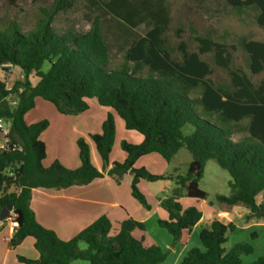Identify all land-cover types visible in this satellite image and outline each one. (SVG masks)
Here are the masks:
<instances>
[{
  "label": "trees",
  "instance_id": "obj_1",
  "mask_svg": "<svg viewBox=\"0 0 264 264\" xmlns=\"http://www.w3.org/2000/svg\"><path fill=\"white\" fill-rule=\"evenodd\" d=\"M79 1L103 12L94 16L85 32L55 30V17ZM224 1L237 10H258L256 21L264 28V0ZM105 14L131 29L143 24L150 28L132 41L116 68L111 66V48L103 31ZM168 25L164 0H54L31 30L23 31L17 22L0 28V66L11 63L18 73L11 89L0 78V118L12 122L10 140L23 149H0V214L10 205L18 223L9 246L15 248L32 237L39 254L37 259L19 255L17 264H73L78 260L90 264H161L167 259L160 246H147L144 238L133 236L135 230H146L143 222L133 218L126 219L115 235H111V221L103 216L73 239H60L39 224L31 208L33 190L40 188L63 190L106 176L120 184L130 174L132 196L149 210L138 189L139 182L175 181L172 196L160 201L168 218L158 224L176 244L203 218L200 208L183 209L180 200L207 199L200 181L206 163L215 160L231 176V195H219L218 201L243 205L250 209L251 217L264 219V201H258L264 193V79L255 85L246 73L232 69L230 47L209 37L196 38L198 52L182 46L181 59H174L163 39ZM240 47L248 55L251 73H263L264 42L243 38ZM209 53L214 55L216 66L227 71L230 86L213 82V70L201 58ZM45 63L50 65L46 72L42 70ZM32 75L39 79L36 84L30 79ZM37 98L51 103L64 116L80 115L89 110L88 100H96L112 109L127 130L139 132L144 140L141 144L123 142L126 160L110 165L116 128L113 116L108 114L101 134L91 135L103 162L102 171L93 165L90 146L83 138L77 142L79 168L70 170L59 161L46 168L43 161L47 148L40 137L49 122L28 125L25 121ZM244 120H248L244 128L247 135L234 141L232 137ZM182 148L192 155L185 174L160 176L135 167L141 157L152 153L171 162ZM236 229L232 222L215 219L200 233L205 251L191 249L181 264H244L242 257L252 253L251 245L236 244L229 250L224 247L228 233ZM81 243L86 244L85 249L80 248ZM251 264H264V256Z\"/></svg>",
  "mask_w": 264,
  "mask_h": 264
},
{
  "label": "rangeland",
  "instance_id": "obj_2",
  "mask_svg": "<svg viewBox=\"0 0 264 264\" xmlns=\"http://www.w3.org/2000/svg\"><path fill=\"white\" fill-rule=\"evenodd\" d=\"M53 4L54 0H15L14 4H11L9 0H0V28L5 27L9 23L17 22L23 31H29L43 17V10L49 9ZM164 5L167 9L169 25L163 35V39L174 59H181L182 46L186 47L189 52H198L199 43L196 38L209 37L230 47L233 55L232 69L246 73L255 85H258L264 79V72L257 75L251 73L248 55L240 47V41L243 38L264 42V28L260 27L256 21L258 10L252 8L237 10L228 6L224 0H204L201 2L196 0H164ZM101 12H103L101 9L90 6L88 2L79 1L71 10L58 14L55 17L53 26L58 32L67 30L85 32L90 29L94 16ZM149 29L144 24L131 29L121 20L111 15H104L103 31L111 48V66L113 68L118 67L123 62L125 50L132 41L144 36ZM231 47H236V49L232 50ZM201 58L210 64L213 70L211 78L216 85H231V78L227 71L216 66L212 53L202 55ZM49 68V63H45L42 70L46 72ZM17 77L18 73L13 72L6 79L5 84L10 87L13 86ZM30 79L33 84L39 81L34 75ZM198 94L196 93L195 95L197 96ZM95 101L88 100V104L96 103ZM99 107L105 113L111 114L115 121L116 136L110 155V165L123 163L126 159V154L122 149V143L136 144L134 142L137 138L140 137L143 140V136L137 131L127 130L123 120L112 109L103 106ZM95 114V108L91 109L85 118L84 127L81 126L82 124L77 126L84 134H86V124L89 126L92 121L90 115L95 116ZM59 119H64L67 122H60ZM68 119L71 118L60 115L51 103L41 98L36 100L35 107L25 116V121L29 125L44 120L49 122L50 128L40 137L41 140L45 139L48 143L47 157L43 161V166L46 168L55 161H59L66 168L74 170L72 167L69 168L68 164H70L71 159L78 158V140L83 138L88 144L93 145L90 136L88 138L85 137L86 135L74 133L73 125L68 122L71 120ZM247 123L248 120H244L240 124L241 129L232 137L234 141H240L247 135L246 130H244ZM93 149L94 154L91 155L92 163L102 171L104 166L94 145ZM191 161V153L186 148H182L171 162L165 161L158 154H150L141 158L135 167L147 168L154 175L167 176L185 174ZM230 180V174L221 168L217 161H208L200 181V188L206 192L207 199L198 201L184 197L180 201L182 208L187 209L191 206H196L205 215L209 216L216 209L223 211L230 207L217 199L219 195H231ZM131 184L132 177L130 174L124 176L119 184L122 187L121 200L124 203V209H121V211L124 214L130 211L135 216L147 218L146 221H142L146 227L145 232L135 230L132 234L135 238H144L145 245L156 244L167 253V259L161 264H181L187 253L193 248L205 251L200 239L202 227L196 228L193 232H184L179 242L174 244L172 235L158 224L160 219L167 218L166 211L159 203L161 200L172 196L173 190L176 188L175 181L169 183V180L156 182L141 180L139 182L138 189L145 197L150 207L149 210L132 196ZM14 190L16 189H11V191ZM258 201H264V193L259 196ZM226 211L228 215H222L220 219L228 222L231 215L238 228L234 232L228 233V241L224 244V247L228 250L236 244L251 245L253 248L252 253L242 257L244 264H251L259 257L264 256V219L255 218L252 221H248L249 216L244 215L242 211ZM117 226V224H114V227ZM6 231V229H1L2 233ZM254 233L256 234L255 236L253 235ZM75 264H88V262L78 260Z\"/></svg>",
  "mask_w": 264,
  "mask_h": 264
},
{
  "label": "crops",
  "instance_id": "obj_3",
  "mask_svg": "<svg viewBox=\"0 0 264 264\" xmlns=\"http://www.w3.org/2000/svg\"><path fill=\"white\" fill-rule=\"evenodd\" d=\"M99 106L100 105L97 102L96 103L92 102L89 105V110H87L86 112L77 116H65L67 118H71L68 119L71 120L68 122L73 125L74 133H78L79 135H86L85 137L90 138L91 135H94L93 133L99 134L102 132V125L109 113H105V111L99 109L100 108ZM93 108H95L96 114L95 116L90 115L92 121L89 126H87L86 124V134H84V132H81V130H79L77 126L79 124H82L81 126L84 127L85 118L88 112H90V110ZM59 121L67 122L64 121V119H59ZM49 128L50 125L47 128V130ZM143 140L139 137L134 143L141 144ZM42 141L45 143L48 152L47 141L45 139H42ZM91 141L96 149V146L92 139ZM93 145L89 143L91 155L94 154ZM152 154H157V153H152ZM141 158L139 160H141ZM69 163H70L68 164L69 168L72 167L74 169H77L80 167L79 149H78V158L76 157V159L74 158L71 159ZM170 182L172 181L169 180V183ZM121 188H122L121 185L116 184L112 178L106 176L104 178L96 179L88 185L72 186L70 188L63 190L41 189V188L35 189L33 190V194H32L31 208L39 224H41L46 229L54 231L57 234V236L64 241L73 239L80 232H82L84 229L89 227L91 224H93L95 221H97L99 218L103 216H107L111 221L112 224L111 235H115L120 229L121 226L120 223H123V221H125L126 219L133 218L140 222L146 221L147 219L141 216H135V214H133L130 211L126 212L125 214L121 211V209H124L123 208L124 203L121 200V193H122ZM183 199L184 198H182L180 201H182ZM226 210L242 211L244 212V215L249 216L248 221H252L253 219H255V217H251L250 209H247V207H244L242 205H234L227 207L223 211L216 209L209 216L205 215V213L203 212V218L192 229V232L198 227H202V229L204 228L209 229L211 227L212 222L215 219L221 220L220 217L222 215H228L226 214L227 212ZM139 214L141 215L140 212ZM167 218H168V213H167ZM223 222L225 224H228L230 222L234 223V219L230 215L229 221L228 222L223 221ZM114 224H117L118 226L114 227ZM1 229L2 230L6 229L7 231L2 233ZM14 233H15V229L11 227L8 221L0 222V264H17L18 263L17 257L19 255L29 259H37L39 257V254L34 246L35 239L32 237L26 238L22 243H20L15 248H11L9 246V241L13 237ZM80 248L85 249L86 244L81 243ZM76 262L77 261L73 262V264H75ZM88 264L90 263L88 262Z\"/></svg>",
  "mask_w": 264,
  "mask_h": 264
},
{
  "label": "built area",
  "instance_id": "obj_4",
  "mask_svg": "<svg viewBox=\"0 0 264 264\" xmlns=\"http://www.w3.org/2000/svg\"><path fill=\"white\" fill-rule=\"evenodd\" d=\"M15 72V67L11 63L3 64L0 66V78L2 81H6V79L12 75V73ZM8 89H11L12 86H8ZM12 104H15V102H12ZM12 129V122L10 120L2 119L0 118V149L2 150H17L19 152H22L23 149L18 144H13L10 140V133ZM13 229H16L18 227V223L15 220V215L12 212L9 219H7Z\"/></svg>",
  "mask_w": 264,
  "mask_h": 264
},
{
  "label": "water",
  "instance_id": "obj_5",
  "mask_svg": "<svg viewBox=\"0 0 264 264\" xmlns=\"http://www.w3.org/2000/svg\"><path fill=\"white\" fill-rule=\"evenodd\" d=\"M13 212V207L8 205L2 209V212L0 214V221H6L9 219L11 213Z\"/></svg>",
  "mask_w": 264,
  "mask_h": 264
}]
</instances>
